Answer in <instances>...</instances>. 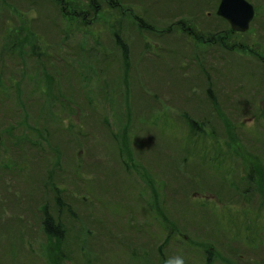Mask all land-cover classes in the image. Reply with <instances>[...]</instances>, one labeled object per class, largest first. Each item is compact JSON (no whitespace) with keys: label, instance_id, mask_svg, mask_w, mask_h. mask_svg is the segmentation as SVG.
Instances as JSON below:
<instances>
[{"label":"rangeland","instance_id":"1","mask_svg":"<svg viewBox=\"0 0 264 264\" xmlns=\"http://www.w3.org/2000/svg\"><path fill=\"white\" fill-rule=\"evenodd\" d=\"M220 1L0 0V94L23 111L0 108V264H56L42 220L66 188L82 223L64 264H264V0L244 29ZM82 89L94 135L68 145L51 114Z\"/></svg>","mask_w":264,"mask_h":264},{"label":"trees","instance_id":"2","mask_svg":"<svg viewBox=\"0 0 264 264\" xmlns=\"http://www.w3.org/2000/svg\"><path fill=\"white\" fill-rule=\"evenodd\" d=\"M94 5V9H96ZM68 21H70V18H74L71 15H67L66 13L63 14ZM57 22V21H55ZM58 23V22H57ZM59 24V23H58ZM57 28L59 30L60 26H57ZM62 35V34H61ZM72 36V35H71ZM69 39V36H61V41L62 43H66V41ZM74 42V37L72 36V40L69 43H73ZM91 50L88 51L89 47L85 49L83 54H89L91 57L96 56L97 54L100 56L101 61L102 62H106L105 59L109 58L102 50L101 51H97L98 47L96 46H91L90 47ZM39 52V53H38ZM35 53V52H34ZM38 56H44L46 55L45 53L41 52L40 50H37ZM75 61H77V59L75 58ZM108 63H111V61H108ZM97 69V68H96ZM77 70V67L74 65H65V68H60L58 70V76L61 80V82L63 83H70V73L72 71ZM100 70L104 71V67H101ZM64 89H62L63 91ZM82 92H78L76 94H73L72 92H68L66 95L67 96H71L74 100L68 104L66 103L65 105L62 106H69V107H63V111L61 113V115H56V113H52L51 116L54 120V126H53V134L57 135L59 134L57 137L64 139L65 142L69 144H73L75 145L77 142V139H80V137L82 135L87 136V138H90V136L88 135H94V125L91 127L90 130H85L84 126L87 123L86 122V117H85V113H88V117L87 119H91L92 117H94L96 115L95 111H93L91 108L87 107L88 105L86 104H93V100L91 95L89 94V92H86L84 89H82ZM81 96H83V101L81 102ZM212 96L209 95V100H212ZM21 103L23 104V106L25 108H30L28 103L26 102V100H21ZM8 104V98L3 97L0 94V108L3 109H8V111L11 112V114L13 115V119H15L16 115L19 116L20 113H22V109L21 107L17 105V109L18 111H12L10 108H6ZM86 105L84 108L82 105ZM73 105L75 106H79L81 109H83L85 112L83 114H79V119L82 121L81 123H78L77 125H74L72 123L70 124H66V119H69L71 115L76 114L77 112L71 108ZM5 106V107H4ZM71 106V107H70ZM5 113V112H2ZM3 115V116H2ZM56 115V116H55ZM5 114H0V126H2V124H4L3 121H6L4 119ZM187 118H189L190 122V126L192 129H194L193 131H195V129L197 128L198 124L195 122L197 120H194L192 118H190L188 115H186ZM106 119V118H105ZM16 120V119H15ZM7 126L5 128H11L13 129L12 125H14V123H11L10 121L7 120ZM89 122V121H88ZM6 123V122H5ZM104 124H106V121H104ZM70 126V129L68 131V134H66V128ZM71 127H74L75 129H80V131L76 130L75 132L71 130ZM9 130H6V132H8ZM51 135V136H52ZM109 138L114 139V131L111 128V124L108 123V132L106 134ZM17 141V140H16ZM19 143V141H17ZM48 162V161H46ZM46 164V163H45ZM46 167H48L46 165ZM62 168H60L61 174L60 176L58 174L55 173L56 175V179H58L60 181V183H67L70 182L74 179H78L77 177V168L75 166L72 165H64L61 166ZM45 168V167H44ZM78 168L81 169V165L78 164ZM52 174V177L55 178L54 174ZM53 185L55 186V182L53 180ZM68 187H72V189L76 190L75 192L77 194H81L83 193V189L84 187H80L79 184L77 183H72V184H68ZM67 190V188L65 189ZM65 190H58L55 193V212L51 211L50 206H48L47 204L45 205L44 208V213H43V231L44 234L47 236V238L50 241V246L54 252V259H55V263L56 264H64V260H72L73 256V243L70 239V229L72 227V224L74 222H79L82 223L79 216H78V212L75 208L72 207V205L74 204V202L78 199V196H74L71 195L69 192V190L65 191ZM72 190V191H74ZM71 196L73 199L75 200H69V197ZM81 230H83V226L81 225ZM91 230L88 231V233H90Z\"/></svg>","mask_w":264,"mask_h":264},{"label":"water","instance_id":"3","mask_svg":"<svg viewBox=\"0 0 264 264\" xmlns=\"http://www.w3.org/2000/svg\"><path fill=\"white\" fill-rule=\"evenodd\" d=\"M219 13L223 14L236 29H244L254 15L253 7L246 0H222ZM241 16L243 17L242 19Z\"/></svg>","mask_w":264,"mask_h":264},{"label":"flooded vegetation","instance_id":"4","mask_svg":"<svg viewBox=\"0 0 264 264\" xmlns=\"http://www.w3.org/2000/svg\"><path fill=\"white\" fill-rule=\"evenodd\" d=\"M90 9H92V7H91ZM63 10H64L65 12H67V13L70 11V10H67V9H65V8H63ZM78 13H79V12H74V16H76V17L81 16V14L78 15ZM89 13H91V11H90V10H87V14H89Z\"/></svg>","mask_w":264,"mask_h":264},{"label":"clouds","instance_id":"5","mask_svg":"<svg viewBox=\"0 0 264 264\" xmlns=\"http://www.w3.org/2000/svg\"><path fill=\"white\" fill-rule=\"evenodd\" d=\"M176 264H183V260H182V259H178V260L176 261Z\"/></svg>","mask_w":264,"mask_h":264},{"label":"bare ground","instance_id":"6","mask_svg":"<svg viewBox=\"0 0 264 264\" xmlns=\"http://www.w3.org/2000/svg\"><path fill=\"white\" fill-rule=\"evenodd\" d=\"M222 1V0H221ZM221 1H220V4H221ZM220 4H219V6H220ZM243 17L241 16V18L240 19H242Z\"/></svg>","mask_w":264,"mask_h":264}]
</instances>
